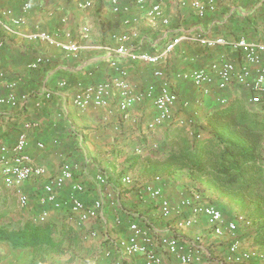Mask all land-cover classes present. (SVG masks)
I'll use <instances>...</instances> for the list:
<instances>
[{"label":"crops","instance_id":"obj_1","mask_svg":"<svg viewBox=\"0 0 264 264\" xmlns=\"http://www.w3.org/2000/svg\"><path fill=\"white\" fill-rule=\"evenodd\" d=\"M22 1L0 0V38L3 40L0 70L5 74L4 80L16 82L17 96L29 94L28 101L17 106L0 104V144L11 147L18 134L24 132L26 152L34 163L46 168L48 175H56L62 164L72 166L73 178L57 191L58 200H68L74 194L71 184L78 182L83 191L74 195L87 207L97 199L103 204L95 217L78 222L68 206L55 208L50 203H40L47 176L30 177L15 186L4 184L0 172L1 208L6 204L4 197L13 192L17 198L13 206L20 210L18 213L4 208L0 224L18 226L26 221L46 224L52 229L51 237L56 244L13 248L0 242V264H144L142 254L126 256L119 245L127 238L128 224L133 221L155 237L157 233H165L188 243L199 235L205 247L204 264H233L224 259L233 237L226 232L213 235L202 214L197 215L196 222L189 227L172 226L175 220L191 215L190 209L180 207L179 200L192 189L200 191L204 203L220 209L225 220L239 214L250 221L248 225L238 221L234 236L240 250L253 255L244 264H264V259L258 257L264 253V216L249 218L248 211L222 195L209 180L192 177L186 160V155L197 153L202 147L207 150L213 147L214 130L208 124L213 112L236 104L250 112L264 114V103H250L249 92L235 81L224 89H218L213 83L205 92L176 75L207 67L221 59L232 60L238 67L242 63L240 54L223 47L205 48L181 41L171 54L153 65L131 62L108 51L116 45L115 35L135 32L136 36L130 41L136 50L158 53L178 30L190 32L197 27L209 35H222L227 39L264 40V0H215L216 10L201 20L185 0H147V8L153 2L160 3L167 24L160 19L151 22L145 9L135 0H119L118 12H112L109 0H90L87 8H79L77 0H29L24 22L14 24L12 17L21 16ZM6 8L12 10V17L2 15ZM126 18L130 20L127 24ZM3 24H7L10 31ZM82 26L89 29L84 38L79 37ZM36 28L57 32L64 41H77L78 52L67 54L45 42L29 40L27 36ZM38 56H42L44 62L36 68L28 67ZM111 60L126 70V79L137 90L159 82L153 75L154 69L164 71L178 95L168 122L148 127L156 113L148 98L129 108L125 117L118 108L116 96L110 97L104 106L79 108L72 104V94L79 86L117 75L110 65ZM251 68L254 70L253 66ZM61 81L66 83L64 87H59ZM46 91L52 92L47 100L43 96ZM6 92L0 80V94ZM183 100L188 101L186 107L181 106ZM37 101L39 106H35ZM187 117L194 119L200 138L190 135L186 124L176 122ZM260 151L264 160V135ZM98 174L105 177L104 184L97 181ZM123 175H129L131 182L122 183ZM155 176H160V182L154 180ZM146 184L161 185L162 196L174 207L168 218L159 213V199L143 191ZM20 194L28 198L25 206L19 204ZM43 211L47 212L45 219L37 220ZM153 248L161 258L159 264H182L156 242Z\"/></svg>","mask_w":264,"mask_h":264},{"label":"built area","instance_id":"obj_2","mask_svg":"<svg viewBox=\"0 0 264 264\" xmlns=\"http://www.w3.org/2000/svg\"><path fill=\"white\" fill-rule=\"evenodd\" d=\"M147 0H135V3L144 8L146 16L153 22L160 19L164 24L168 23V19L163 16L162 8L159 2H153L149 8L146 6ZM193 14L199 19H203L207 13L216 10L215 0H185ZM112 12H118L120 9L119 0H109ZM91 5L90 0H77L79 8H87ZM30 7L29 0H23L20 4L21 16L12 17V10L6 8L2 11L3 16L12 17L14 24H22L24 15ZM127 24L130 22L128 18L124 20ZM6 30L10 31L7 24H3ZM89 29L82 26L79 31V37L88 36ZM66 37L68 33L64 34ZM136 36L133 33H120L114 36L116 45L108 51L114 52L119 57L125 58L131 62H141L146 64H158L171 54L175 47L181 42L186 41L196 43L205 48L223 47L232 52L240 54L242 63L236 66L235 62L229 59H221L211 62L207 67L193 68L178 72L176 75L181 80L189 81L197 88H202L205 92L213 83L218 89L226 88L231 81H235L249 92L248 101L252 104L264 103V40H248L245 37L235 39H227L222 35H209L202 28L197 27L188 32L178 30L175 35L170 38L164 45L163 49L158 53H149L146 51L136 50L131 37ZM29 40H39L46 44L59 48L67 54H76L80 48L77 41H64L60 38L59 33L50 32L42 28H36L27 36ZM3 47V40L0 38V49ZM44 62L42 56L36 57L28 67L36 68ZM110 65L115 69L117 75L107 80L95 84L79 86L72 94L71 102L74 106L83 108L89 105L104 106L108 103L110 97H117V105L122 112L123 117L126 112L134 104L141 102L145 98L152 101L155 108L154 117L148 122V127L153 128L168 122L171 119L172 108L178 102L177 93L171 88L170 81L165 76L161 68H156L153 75L159 79L155 84H149L142 90H137L126 79V70L120 68L115 60L110 61ZM254 67V70L251 68ZM254 71V73H253ZM3 70H0V80L4 82L7 92L0 94V104H6L11 107L17 106L18 103L28 101L29 94L22 93L17 96L14 92L16 82L6 81ZM65 82H59V87H64ZM44 99H50L51 91L43 93ZM221 102H225L222 98ZM40 102H35V106H39ZM188 105L187 100L181 102L182 107ZM178 124H186L189 134L195 138H200L201 134L195 130V122L192 117L180 118L176 121ZM42 147L41 143L37 144ZM27 137L24 132L18 134L15 143L9 147L0 144V172L2 180L6 185L19 186L23 181L30 177L47 176L46 182L43 184L42 194L39 201L42 204L50 203L55 208L63 205L69 207V211L74 215L78 222L85 221L89 217H95L98 210L102 207L101 199L95 200L90 207H87L83 201L75 196V193L83 191L82 184L73 182L71 194L68 200L61 201L56 198L57 191L60 190L67 180L73 178V169L69 164H62L56 175H48L46 168L42 165L34 163L32 158L26 152ZM155 146V145H154ZM100 184H104L106 179L98 174L96 176ZM154 180L160 182V176H155ZM122 183L131 182L129 175L121 177ZM143 191L153 198L159 199V213L161 217L168 218L174 207L170 200L162 196L161 185L146 184ZM28 198L25 194H20L19 204L25 206ZM180 207L190 209L191 215L174 221L173 227L176 229L186 228L196 222L197 215H203L210 226L211 232L215 236H220L224 232L233 237L232 242L228 246V250L224 259L226 262L233 264H244L253 255L249 252L240 250L239 241L234 236L237 230V222L241 221L248 224L249 221L243 215H236L234 219L225 220L222 212L215 205L204 203L202 194L196 189H192L188 194L181 196L179 200ZM47 215L46 211L39 214L36 219L42 221ZM129 234L127 238L121 240L119 245L122 253L126 256L142 254L144 256V264H159L160 256L155 252L153 245L156 242L164 249V251L174 256L182 264H204L205 247L202 243L201 236L196 235L190 242H183L175 235L151 234L147 228L141 227L137 222L128 224ZM264 259V253L259 254Z\"/></svg>","mask_w":264,"mask_h":264},{"label":"trees","instance_id":"obj_3","mask_svg":"<svg viewBox=\"0 0 264 264\" xmlns=\"http://www.w3.org/2000/svg\"><path fill=\"white\" fill-rule=\"evenodd\" d=\"M214 130L211 150L206 147L186 155L192 177L209 180L218 191L236 202L249 218L264 216V160L260 151L264 114L230 104L211 114ZM187 164V163H186ZM52 229L42 223H1L0 242L13 248L55 246Z\"/></svg>","mask_w":264,"mask_h":264},{"label":"rangeland","instance_id":"obj_4","mask_svg":"<svg viewBox=\"0 0 264 264\" xmlns=\"http://www.w3.org/2000/svg\"><path fill=\"white\" fill-rule=\"evenodd\" d=\"M4 199H5V201H6V204H4L3 206H2V208H1V204H0V213L2 212V211H4V208H11V209H13L14 211H16V212H20V210L18 209V208H15L13 205H14V202H16V200H17V198H16V196L14 195V193L13 192H9V193H7V195L4 197ZM8 210V209H7ZM3 213V212H2ZM252 222H254V221H252ZM249 223H250V221H249ZM248 223V224H249ZM247 224V225H248Z\"/></svg>","mask_w":264,"mask_h":264}]
</instances>
